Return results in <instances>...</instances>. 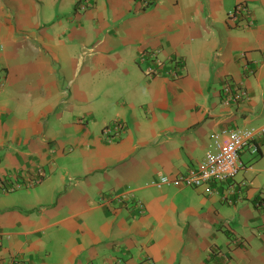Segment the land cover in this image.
<instances>
[{"label":"crops","instance_id":"0c3cea01","mask_svg":"<svg viewBox=\"0 0 264 264\" xmlns=\"http://www.w3.org/2000/svg\"><path fill=\"white\" fill-rule=\"evenodd\" d=\"M237 2L252 26L227 20ZM77 5L0 0V176L44 172L0 193V264H264V147L241 155L232 189L151 185L196 167L213 132L264 126V0ZM154 52L182 62L178 78L146 74ZM242 52L248 99L222 104ZM116 121L109 142L101 129ZM126 191L143 214L101 201Z\"/></svg>","mask_w":264,"mask_h":264},{"label":"built area","instance_id":"2783aa9c","mask_svg":"<svg viewBox=\"0 0 264 264\" xmlns=\"http://www.w3.org/2000/svg\"><path fill=\"white\" fill-rule=\"evenodd\" d=\"M97 0H78L77 8L84 12L95 5ZM142 7L150 6L156 0H138ZM227 20L234 26L248 28L254 24L252 9L245 2H237L233 9L227 14ZM146 52L140 53V59H145ZM241 77L237 81H231L230 77H224L220 87L221 103L225 105L240 104L248 99L244 78L253 73L252 64L245 59V53H240ZM149 64L146 68L148 76L160 75L166 79L174 80L179 77L183 70L182 62L177 58H172L170 64L164 66L162 60L158 59L156 52L151 53ZM124 130L121 122L106 124L102 127L101 133L109 141L117 140ZM264 147V126L237 127L227 126L223 131L213 132L208 144V150L204 153L200 163L188 169L184 173L174 176L159 175L151 181V185L156 188L166 186L171 187H191L196 188L205 185L208 192L213 190L212 185L226 183L232 189L233 180L241 173L246 164L241 155L247 150L253 156L260 154ZM44 177L41 166L34 165L31 173L7 174L0 176V193H12L18 190L31 188L40 184ZM104 203H131L138 214L144 213V204L140 199L135 198L132 193H114L102 198ZM235 244H241L238 239L233 240ZM10 264H25L18 256L10 260Z\"/></svg>","mask_w":264,"mask_h":264}]
</instances>
